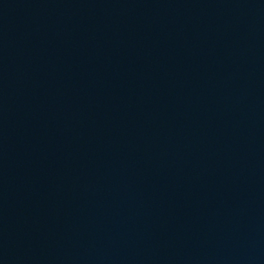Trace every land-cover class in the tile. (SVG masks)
Returning <instances> with one entry per match:
<instances>
[{
    "label": "water",
    "instance_id": "95a60500",
    "mask_svg": "<svg viewBox=\"0 0 264 264\" xmlns=\"http://www.w3.org/2000/svg\"><path fill=\"white\" fill-rule=\"evenodd\" d=\"M0 264H264V0H0Z\"/></svg>",
    "mask_w": 264,
    "mask_h": 264
}]
</instances>
